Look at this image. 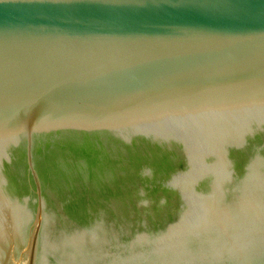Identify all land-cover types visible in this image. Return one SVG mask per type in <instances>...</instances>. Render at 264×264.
<instances>
[{
    "label": "water",
    "instance_id": "obj_1",
    "mask_svg": "<svg viewBox=\"0 0 264 264\" xmlns=\"http://www.w3.org/2000/svg\"><path fill=\"white\" fill-rule=\"evenodd\" d=\"M0 264H264V0H0Z\"/></svg>",
    "mask_w": 264,
    "mask_h": 264
}]
</instances>
